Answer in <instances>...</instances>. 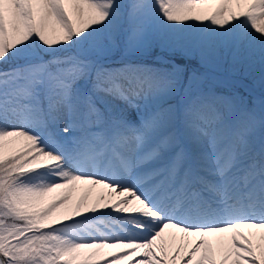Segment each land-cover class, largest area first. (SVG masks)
Wrapping results in <instances>:
<instances>
[{"label":"snow or ice","instance_id":"6c2138e0","mask_svg":"<svg viewBox=\"0 0 264 264\" xmlns=\"http://www.w3.org/2000/svg\"><path fill=\"white\" fill-rule=\"evenodd\" d=\"M156 48L264 65V0H0V264H264V99Z\"/></svg>","mask_w":264,"mask_h":264},{"label":"rangeland","instance_id":"374dc122","mask_svg":"<svg viewBox=\"0 0 264 264\" xmlns=\"http://www.w3.org/2000/svg\"><path fill=\"white\" fill-rule=\"evenodd\" d=\"M158 49V54L154 55V52ZM156 54V53H155ZM168 51H162L160 48H156L151 55H154V58L144 57V58H130L135 59L137 62L142 61H149L153 60L158 66H162L161 62L157 59L158 57H163L164 60H175L177 63H181L184 65H187L189 68L196 67L199 69L200 72L205 73L207 72L209 76H215L217 79L216 81H209L210 83H213L217 91L220 93H223L225 95H238L244 99V101L247 103V105L251 107H255L257 109V113L259 114L260 111V105L259 101L261 99H264V74L261 78L255 80L254 82L247 83L244 80V77L242 75H245L247 73L243 72L244 69H248L250 71L252 70H264V65H262L259 60L257 59L256 62L249 68V67H241L237 69H233L230 65H225L220 69L209 71L208 69H205L203 67H200L199 62L197 60H188L186 57L182 56L180 53L170 54ZM150 55V56H151ZM172 55V56H171ZM125 59L122 57L119 53H116L111 61L118 62V60ZM152 62V61H151ZM155 66V65H153ZM229 73L233 74L232 76L229 75ZM219 81H225L227 82V85L225 86L221 85L218 82ZM227 92V93H226ZM86 193L75 196L73 198V203L81 197H83ZM98 195V192H93L92 196L95 198V196ZM169 244L174 247V249H181L182 248V240L173 237L170 239V236L168 238ZM186 242V241H185ZM181 247V248H180ZM183 256V252H182Z\"/></svg>","mask_w":264,"mask_h":264},{"label":"trees","instance_id":"16d2710c","mask_svg":"<svg viewBox=\"0 0 264 264\" xmlns=\"http://www.w3.org/2000/svg\"><path fill=\"white\" fill-rule=\"evenodd\" d=\"M156 53V54H155ZM158 54V49L154 52V55H157ZM154 55H151V56H149L150 58H154ZM168 55H170V54H168ZM172 56V55H171ZM152 61V62H151ZM151 61H149V63L150 64H152V65H155V66H158L156 63H155V61H153V60H151ZM114 65H119V64H114ZM245 71H243V72H245V73H247V74H245V75H242V77H244V80L247 82V83H251V82H254L255 80H257V79H259V78H261L262 76H263V74H264V70H252V71H250V70H248V69H244ZM229 75H233V74H231V73H229ZM262 75V76H261ZM227 93V92H226Z\"/></svg>","mask_w":264,"mask_h":264},{"label":"bare ground","instance_id":"6f19581e","mask_svg":"<svg viewBox=\"0 0 264 264\" xmlns=\"http://www.w3.org/2000/svg\"><path fill=\"white\" fill-rule=\"evenodd\" d=\"M85 192H84V190L82 189V188H79V189H77V191L75 192V193H73V198L75 197V196H80V195H82V194H84ZM175 237H177L178 239H180V235L179 234H177ZM172 238V236H170V239ZM182 243L183 244H185L186 242L185 241H182ZM181 248V247H180ZM179 249V248H178ZM171 251H175V249H174V247L173 246H171V249H170ZM177 250V249H176ZM183 252V251H182Z\"/></svg>","mask_w":264,"mask_h":264}]
</instances>
